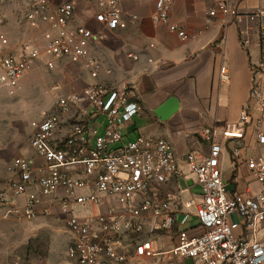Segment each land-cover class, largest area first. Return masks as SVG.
Returning a JSON list of instances; mask_svg holds the SVG:
<instances>
[{
  "label": "built area",
  "instance_id": "built-area-1",
  "mask_svg": "<svg viewBox=\"0 0 264 264\" xmlns=\"http://www.w3.org/2000/svg\"><path fill=\"white\" fill-rule=\"evenodd\" d=\"M170 6L171 0H155L150 19L186 39L182 27L170 21ZM101 7L92 15L95 22L109 30L122 24L117 0H104ZM207 14L236 23L264 16L262 11L241 13L230 0H213ZM25 19L37 35L17 45L11 44L0 19V87L12 92L40 62L48 70L67 62L92 79L99 76L100 62L90 51L97 35L87 22L75 21L73 1L32 0ZM258 38L261 61L251 67L248 100L236 122L201 129L209 144L206 154L190 151L180 158L165 138L128 137L125 123L142 110L129 85L95 81L65 93H60V83L50 86L56 97L52 112L31 122L30 147L41 161L22 155L9 161L12 176L0 191L6 214L31 221L44 200L57 206L71 236L65 250L70 264H263L264 156L245 159L259 186L256 192H232L220 169L223 143L243 140L252 107L264 108V22ZM218 81H230L223 63ZM255 139L264 146V129H257ZM188 175L199 192L183 201ZM170 182L175 189L165 188ZM184 205L193 212L183 210ZM197 228L199 232H191ZM172 230L169 248L156 244L155 236Z\"/></svg>",
  "mask_w": 264,
  "mask_h": 264
},
{
  "label": "crops",
  "instance_id": "crops-1",
  "mask_svg": "<svg viewBox=\"0 0 264 264\" xmlns=\"http://www.w3.org/2000/svg\"><path fill=\"white\" fill-rule=\"evenodd\" d=\"M64 1L75 3V21L87 22L97 35L91 43V49L98 47L99 54H104L108 72L102 77L99 73L96 79H92L81 67L61 62L54 68L63 87L60 93L95 81L110 87L124 84L131 86L142 110L139 115L125 123L124 130L128 137L142 134L146 137L165 138L180 158L190 151L203 154L208 152L209 144L199 134L203 127L238 120L240 110L248 100L252 80L251 67L261 61L258 26L260 22H264V16L254 20L243 19L236 23L227 21L220 15L209 16L208 6L203 0H171L170 21L181 26L188 35L186 39H180L166 26L151 21L155 0H117L122 24L113 30L106 29L92 17L84 20L79 15L75 0ZM230 2L241 13H264V0ZM242 39L248 40L247 44L242 45ZM221 63L228 67L230 73L227 85H221L218 81V67ZM23 80L24 75L17 84L18 88H21ZM170 97L177 100L175 111L165 119H171L172 123L157 125L155 120L149 121V116L160 119L156 109ZM258 128L264 129V108L260 112L252 107L245 138L223 143L220 169L232 192H256L259 189L249 176L245 162V159L255 155L264 156V146L259 145L255 139ZM11 149L0 146V191L4 190L12 176L7 169L8 163L18 155L12 156ZM22 156L41 161L31 147ZM188 177L189 189L180 194L183 201L196 197L199 192L191 176ZM180 182L184 184V181ZM165 188L175 189L174 183H168ZM7 208L8 205L0 201V264H65V251L62 255L58 253L59 250L55 255H50L47 249L37 252L38 254L31 252L26 255V246L31 236L47 231L45 225H38V219L53 211L61 217L57 206L50 205L47 199L44 200L38 206V216L31 220L35 221L34 227L19 221L13 214H6ZM181 208L193 212V208L185 205ZM231 219L241 223L235 215ZM190 224H197L193 215L190 217ZM199 231L197 228L191 232ZM167 238L173 241L168 244L165 240ZM154 240L157 245L169 248L174 242V230L160 233ZM176 264L193 263L191 260H184Z\"/></svg>",
  "mask_w": 264,
  "mask_h": 264
},
{
  "label": "rangeland",
  "instance_id": "rangeland-1",
  "mask_svg": "<svg viewBox=\"0 0 264 264\" xmlns=\"http://www.w3.org/2000/svg\"><path fill=\"white\" fill-rule=\"evenodd\" d=\"M32 0H0V19L2 28L6 31L12 45H17L20 41L35 37L37 32L31 28L25 19L27 9ZM59 3L64 0H51ZM79 15L84 20L89 19L99 11L101 2L104 0H75ZM206 6H211L213 0H203ZM99 48H92L91 53L100 62L101 77L108 72L105 66L104 54H99ZM104 50V48H101ZM61 79L57 76L55 70L44 68L41 63L33 66L24 74V80L21 88L16 87L12 92L0 87V146L11 149L12 156L26 155L30 150V139L32 136L31 122L39 119L43 113H50L53 110L55 95L50 91V86L59 83ZM85 84H82L83 86ZM80 86V87H81ZM149 121L155 120L157 125L162 123L170 124V120L163 121L149 116ZM69 123L73 120H68ZM17 155V156H18ZM195 198V196H193ZM24 224H32L35 221H27L18 218ZM39 224L45 225L46 232H37L31 236L27 246L26 255L33 252H50L55 255L56 251L63 254L70 241V234L64 227V220L57 216L55 211L44 215L38 219ZM169 242L171 238L165 239ZM173 241V240H172ZM171 241V242H172ZM171 246V245H170ZM165 248V247H164ZM167 249V248H166ZM61 254V255H62ZM27 259V258H25ZM65 264H70V258L65 252Z\"/></svg>",
  "mask_w": 264,
  "mask_h": 264
},
{
  "label": "water",
  "instance_id": "water-1",
  "mask_svg": "<svg viewBox=\"0 0 264 264\" xmlns=\"http://www.w3.org/2000/svg\"><path fill=\"white\" fill-rule=\"evenodd\" d=\"M177 100L174 97L168 98L158 109H156V114L160 119H167L176 109Z\"/></svg>",
  "mask_w": 264,
  "mask_h": 264
},
{
  "label": "trees",
  "instance_id": "trees-1",
  "mask_svg": "<svg viewBox=\"0 0 264 264\" xmlns=\"http://www.w3.org/2000/svg\"><path fill=\"white\" fill-rule=\"evenodd\" d=\"M234 173V172H233ZM233 177V176H232Z\"/></svg>",
  "mask_w": 264,
  "mask_h": 264
}]
</instances>
